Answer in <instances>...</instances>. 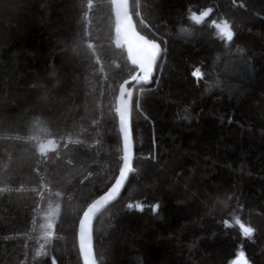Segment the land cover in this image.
I'll return each mask as SVG.
<instances>
[{
	"label": "trees",
	"instance_id": "obj_1",
	"mask_svg": "<svg viewBox=\"0 0 264 264\" xmlns=\"http://www.w3.org/2000/svg\"><path fill=\"white\" fill-rule=\"evenodd\" d=\"M130 14L164 55L134 98V172L96 223L98 263L264 264V0ZM116 29L112 0H0V264H82V210L123 163L117 97L136 68Z\"/></svg>",
	"mask_w": 264,
	"mask_h": 264
},
{
	"label": "snow or ice",
	"instance_id": "obj_2",
	"mask_svg": "<svg viewBox=\"0 0 264 264\" xmlns=\"http://www.w3.org/2000/svg\"><path fill=\"white\" fill-rule=\"evenodd\" d=\"M123 3L126 8L125 0H123ZM208 11H210V9ZM200 15L205 16L207 15V12L200 13ZM193 19H195V14H193ZM125 22H131L129 16L125 17ZM132 32V47L128 49V51L132 52V55L129 57V60L142 75L139 77L133 75L131 79L139 80L142 78L144 81H147L152 72L153 62L157 54L160 52V45L154 42V40L148 39L144 35L138 34L135 30H133V28ZM221 35L227 41L233 40L234 33L231 31L227 22L224 23L223 28L221 29ZM191 74L197 80L201 78V72L199 69L194 70ZM126 83H128V81H125V84ZM120 93L121 96L125 95L124 84L120 85ZM128 94L130 95V92ZM116 112L119 116L120 130L122 133H124L123 163L122 166L119 167V175L115 178V183L110 188H108L104 194L100 195L99 198L94 199L91 203H88L87 206L82 210V216L79 219V250L80 255L83 259V264H95V260L92 257V245L90 241V228L92 218L102 203H106L113 199L115 194L120 190L121 186L123 185L124 180L127 177L131 168V159L128 150L129 137L127 132L128 105L122 102L121 106L117 107ZM41 151H43V147H41ZM157 207L158 205L153 204L151 206L152 211L155 212L157 210ZM127 208L131 210L133 208V205L129 203L127 204ZM135 209L137 211H142L143 206L141 204H136ZM236 223L239 225L243 236H252L254 232V229L252 227H247L241 224L239 220H237ZM237 256L238 259L235 264H248L243 252H239ZM52 264H55V260H53Z\"/></svg>",
	"mask_w": 264,
	"mask_h": 264
},
{
	"label": "water",
	"instance_id": "obj_3",
	"mask_svg": "<svg viewBox=\"0 0 264 264\" xmlns=\"http://www.w3.org/2000/svg\"><path fill=\"white\" fill-rule=\"evenodd\" d=\"M125 3H126V8H125V5L123 3V0H113L112 8H113V15H114L116 22H117L116 31L121 34V37L123 40L122 43L120 44L119 48L122 50H125L126 55L128 57V60H129V57L132 55V52L128 51V49H130L132 47V43H131L132 37H133L132 28L138 34H140V33L138 32V30L136 28V23L130 14V0H125ZM126 16L130 17L131 22H125ZM140 35H142V34H140ZM154 42H156V41H154ZM156 43H158V42H156ZM158 44L160 45V43H158ZM163 55H164V49L160 45V52L157 54V56L153 62L152 72H151L149 79L147 81H144L142 78L139 80H132L131 78H129L128 80H126V81H128V83H126V84H125V82L122 83V84H124V88H125V95H123V96H121L120 87H119V92H118V97H117V107H120L122 102H124L128 105V112H127L128 128H127V132H128V137H129L128 150H129V156L131 159V168L129 170L127 177L124 180L123 185L121 186L120 190L115 194L113 199L106 202V203H102L92 218L91 228H90V241H91V245H92V257L95 260V264H99L97 261V257H96L95 241H94V231H95L96 223L99 220V218L121 198L122 194L124 193V191L127 187L129 179L134 172L135 144H134L133 129H132V110H133L134 98H135V95H136L138 90H140L144 87H149L153 84V82L157 76V69H158L159 63H160ZM129 62L133 67H135L131 63L130 60H129ZM134 75L139 77L142 74L136 68V73ZM129 92H130V95L128 94ZM117 118H118V126H119V132H120V136H121L123 155H124V133H122L120 130V122H119L118 114H117ZM41 147H43V151H41ZM55 147H56L55 143L53 141H49L47 143L40 145L39 151H40V153H44L47 151H53L55 149ZM105 192H103L102 194H104ZM97 198H99V196ZM77 241H78V249H79V227H78V233H77ZM79 253H80V250H79ZM80 257H81V255H80ZM81 261L83 264L82 257H81Z\"/></svg>",
	"mask_w": 264,
	"mask_h": 264
},
{
	"label": "rangeland",
	"instance_id": "obj_4",
	"mask_svg": "<svg viewBox=\"0 0 264 264\" xmlns=\"http://www.w3.org/2000/svg\"><path fill=\"white\" fill-rule=\"evenodd\" d=\"M218 28H219V31H220V33H221V29L223 28V25H219L218 26ZM238 259V258H237ZM237 259L234 261V263L233 264H235V262L237 261ZM246 259V258H245ZM247 260V259H246ZM248 262V261H247ZM249 264V263H248Z\"/></svg>",
	"mask_w": 264,
	"mask_h": 264
}]
</instances>
